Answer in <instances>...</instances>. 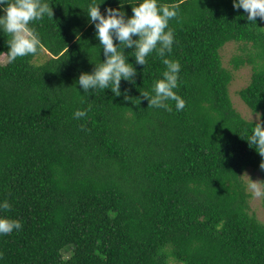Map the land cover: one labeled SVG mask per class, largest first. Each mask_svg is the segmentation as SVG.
Listing matches in <instances>:
<instances>
[{"label": "trees", "instance_id": "1", "mask_svg": "<svg viewBox=\"0 0 264 264\" xmlns=\"http://www.w3.org/2000/svg\"><path fill=\"white\" fill-rule=\"evenodd\" d=\"M47 2L35 54L10 60L0 32V201L11 204L0 214L22 224L0 235V264H264V222L243 177L261 172L264 206V157L245 139L264 122V20L250 23L233 0H158L179 13L169 58L186 105L169 101V112L142 95L165 70L155 53L136 65L125 49L137 73L121 95L85 94L79 75L105 59L84 10L93 0ZM125 2L131 16L136 0ZM229 42L240 49L233 69L252 67L239 95L258 120L234 105ZM77 109L87 115L74 119Z\"/></svg>", "mask_w": 264, "mask_h": 264}, {"label": "clouds", "instance_id": "2", "mask_svg": "<svg viewBox=\"0 0 264 264\" xmlns=\"http://www.w3.org/2000/svg\"><path fill=\"white\" fill-rule=\"evenodd\" d=\"M95 0L84 9L89 23L94 26L95 36L99 40L100 50L103 49L105 59L95 63L92 72H82L76 83L85 94L91 90L111 89L115 95H121V81L135 82L137 69L125 56V49H131V57L136 65H146L147 57L155 53L161 59L165 70L161 77L154 80L152 93L143 92L149 101V107L160 108L171 112L168 102H175V110L182 111L186 101L175 91L178 88L181 64L178 60L169 58L175 41L174 30L169 22L178 16L175 5L158 3V0H136L132 5V15L128 16L124 10L125 0H120V6L109 7L104 13ZM236 9H243L247 13V20L257 24V17L264 20V0H233ZM45 16L53 17V9L47 0H0V32L9 37L8 57L14 61L18 57L35 54L40 45V38L35 30L34 22ZM116 41V42H114ZM125 99H130L125 95ZM87 115V110L77 109L73 113L74 119ZM259 115V114H257ZM252 119V117H251ZM253 122V121H252ZM251 135L245 139L264 157V122L253 123ZM264 168V161L261 162ZM254 196L261 195V189L256 182L250 185ZM11 209L7 199L0 201V213ZM22 224L17 219L0 214V235L11 234L21 230Z\"/></svg>", "mask_w": 264, "mask_h": 264}, {"label": "rangeland", "instance_id": "3", "mask_svg": "<svg viewBox=\"0 0 264 264\" xmlns=\"http://www.w3.org/2000/svg\"><path fill=\"white\" fill-rule=\"evenodd\" d=\"M240 53L239 43L237 42H229L222 49V56L224 65L230 69H233L231 59L234 55ZM1 61L3 63L6 62V57H1ZM235 73V80L232 82L230 90L231 96L234 101L235 107L248 119L258 120L259 115L252 113V110L246 103L241 99L239 95V90L245 86H247L251 80L252 75V67L251 65H246L240 69H233ZM246 185L248 187L249 192L252 194L250 199V204L253 212L256 216L264 222V206H263V185H262V174L260 171H254L253 169H248L243 175ZM256 182L257 186L261 189L260 196H254L250 185ZM177 264V263H172Z\"/></svg>", "mask_w": 264, "mask_h": 264}]
</instances>
